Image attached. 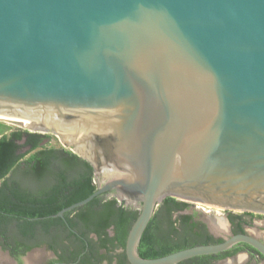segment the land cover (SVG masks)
I'll return each mask as SVG.
<instances>
[{"label": "water", "instance_id": "obj_1", "mask_svg": "<svg viewBox=\"0 0 264 264\" xmlns=\"http://www.w3.org/2000/svg\"><path fill=\"white\" fill-rule=\"evenodd\" d=\"M0 118L91 166L96 190L52 218L101 195L139 208L128 264L264 258L245 234L137 253L165 198L264 216V0H0Z\"/></svg>", "mask_w": 264, "mask_h": 264}, {"label": "trees", "instance_id": "obj_2", "mask_svg": "<svg viewBox=\"0 0 264 264\" xmlns=\"http://www.w3.org/2000/svg\"><path fill=\"white\" fill-rule=\"evenodd\" d=\"M46 139L47 134L11 130L0 122V245L16 255L28 241L45 240L62 259H76L86 250L84 261L99 258L101 249L124 248L138 210L114 197H95L66 212L64 220L51 217L91 195L96 185L87 162L63 148H46ZM186 206L171 198L161 202L139 241L141 258L163 257L204 239L180 214Z\"/></svg>", "mask_w": 264, "mask_h": 264}, {"label": "flooded vegetation", "instance_id": "obj_3", "mask_svg": "<svg viewBox=\"0 0 264 264\" xmlns=\"http://www.w3.org/2000/svg\"><path fill=\"white\" fill-rule=\"evenodd\" d=\"M189 208L191 212L187 213L185 212L187 211V209H183L182 211H184L185 213L181 211L180 214L189 217V223L195 225L194 231L200 235H203L204 239L194 242L192 245L188 246V248L202 245L219 244L226 238L238 234H245L256 238L255 236L247 232V228L255 219V214L237 212L235 213L227 211L225 213L226 217L224 218L225 221L223 225L225 226L224 231H227L228 234L226 235V238H223V236H221V234L219 233H223L224 231L217 232L213 229V227L212 229L210 228L208 220L214 219L213 215H210L209 212L205 213L203 209H200L197 206ZM203 214L204 216H206V219H204L205 223L197 217ZM66 226L75 235L74 237L79 236V233L75 229H71V227L68 225ZM256 239L264 244L262 240L258 238ZM47 242L48 241L43 240L39 243V241L30 240L27 242L23 249H20L17 252L16 255H12L10 250L4 249L1 245L0 250L2 253H5L10 261L14 264H35L38 261L37 257L35 260L33 257L28 256V253L33 250L39 249L41 245H43L49 252H51L52 250L49 248V244ZM84 252H82L76 259L72 260L65 258L62 259L59 257V255H55L54 259L45 264H128L125 258L124 248L117 245L109 251H104L103 249H101L99 251V258L93 257L89 259V261H84ZM179 264H264V258L256 250L247 246L246 244L237 243L226 251L212 255L189 258L181 261Z\"/></svg>", "mask_w": 264, "mask_h": 264}, {"label": "rangeland", "instance_id": "obj_4", "mask_svg": "<svg viewBox=\"0 0 264 264\" xmlns=\"http://www.w3.org/2000/svg\"><path fill=\"white\" fill-rule=\"evenodd\" d=\"M0 122L5 124V125H7L8 127H10L11 130H18L19 129V130H23V131H28V130L23 129L20 126L15 125V124L2 122V121H0ZM43 143L45 144L44 146L46 148H51V149H60V148L62 149L63 148L65 150H68L66 147H64L60 143L58 138L54 137L53 135H48V139L44 140ZM106 197L107 198H112V196H110V195H108ZM185 204L187 205L186 208H185V209H187V211H185L187 213L191 212L189 207H196L197 206L200 209H203L205 213L209 212L210 215H213L214 219H212V220L209 219L208 220L211 229H212V226H211L212 223H210V222H212L213 220H221L223 223L225 221L224 218L226 217L225 213L227 211H222V210H219V209H212L210 207H206V206H203V205H200V204H192V203H185ZM126 207L139 211L138 207H134V206H126ZM158 207L156 208L155 212L157 211ZM182 212H184V211H182ZM178 215L179 214H175L173 216V218L174 219L179 218ZM254 216H255V219L253 220V222L247 228V232L252 234L256 238H258V239H260V240H262L264 242V216H261V215H254ZM197 217L203 222H204V219H206V216H204V214L200 215V216H197ZM219 234H221V236H223V238H226L227 237L226 235L228 234V232L224 231L223 233H219ZM109 235L110 236L113 235L112 230H109ZM92 238H93V236H92ZM58 252L57 251L55 252L53 250L51 252H49L43 245H41L39 249L33 250L30 253H28L29 254L28 256L33 257L35 260H36V257H37L38 261L35 264H45V263L51 261L52 259H54V256L55 255L57 256ZM0 261H5V262H0V264H14V263H12L10 261V259L7 257V255L5 253L1 252V250H0Z\"/></svg>", "mask_w": 264, "mask_h": 264}, {"label": "bare ground", "instance_id": "obj_5", "mask_svg": "<svg viewBox=\"0 0 264 264\" xmlns=\"http://www.w3.org/2000/svg\"><path fill=\"white\" fill-rule=\"evenodd\" d=\"M0 119H3V118H0ZM5 120H7V119H5ZM7 121H9L8 123H11V124H17V123H15V122H13V121H10V120H7ZM18 125H20V124H18ZM20 126H23V125H20ZM24 128H29V127H31V126H23ZM210 223H212V227H213V229L215 230V231H217V232H222V231H224L225 230V226L223 225V222L221 221V220H213L212 222H210Z\"/></svg>", "mask_w": 264, "mask_h": 264}]
</instances>
